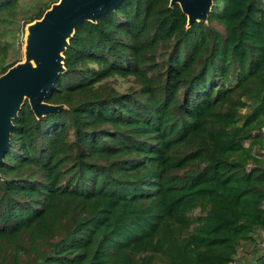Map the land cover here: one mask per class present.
<instances>
[{
    "label": "trees",
    "instance_id": "trees-1",
    "mask_svg": "<svg viewBox=\"0 0 264 264\" xmlns=\"http://www.w3.org/2000/svg\"><path fill=\"white\" fill-rule=\"evenodd\" d=\"M64 57L63 107L26 100L0 165V264L236 263L264 228V0L190 27L171 0H125Z\"/></svg>",
    "mask_w": 264,
    "mask_h": 264
},
{
    "label": "water",
    "instance_id": "water-1",
    "mask_svg": "<svg viewBox=\"0 0 264 264\" xmlns=\"http://www.w3.org/2000/svg\"><path fill=\"white\" fill-rule=\"evenodd\" d=\"M124 1L59 0L28 24L25 60L0 75V165L11 145L14 120L26 100L37 118L63 107L46 100L66 70L64 53L76 29L84 22H96ZM176 4L188 17L190 27L208 21L214 0H171V6Z\"/></svg>",
    "mask_w": 264,
    "mask_h": 264
},
{
    "label": "rangeland",
    "instance_id": "rangeland-1",
    "mask_svg": "<svg viewBox=\"0 0 264 264\" xmlns=\"http://www.w3.org/2000/svg\"><path fill=\"white\" fill-rule=\"evenodd\" d=\"M56 1L20 0L15 8L2 14L0 18V65L8 67L25 60L26 35L29 21L47 6L51 7ZM215 26L223 29L219 24H215ZM247 112H249L248 107L243 110V115ZM262 132L264 135V126ZM256 152L259 155L263 154L264 148L257 146ZM263 258L264 242L260 235L256 242L242 244L234 264H257L259 259Z\"/></svg>",
    "mask_w": 264,
    "mask_h": 264
},
{
    "label": "built area",
    "instance_id": "built-area-1",
    "mask_svg": "<svg viewBox=\"0 0 264 264\" xmlns=\"http://www.w3.org/2000/svg\"><path fill=\"white\" fill-rule=\"evenodd\" d=\"M261 239H262V241L264 242V228H263L262 231H261Z\"/></svg>",
    "mask_w": 264,
    "mask_h": 264
},
{
    "label": "crops",
    "instance_id": "crops-1",
    "mask_svg": "<svg viewBox=\"0 0 264 264\" xmlns=\"http://www.w3.org/2000/svg\"><path fill=\"white\" fill-rule=\"evenodd\" d=\"M261 231H262V230H261ZM261 231H259V232L257 233V235H256V240H257V238L261 235V234H260Z\"/></svg>",
    "mask_w": 264,
    "mask_h": 264
}]
</instances>
